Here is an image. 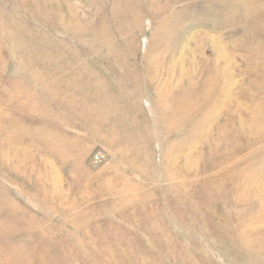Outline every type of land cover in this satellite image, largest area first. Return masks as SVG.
<instances>
[{
    "label": "rangeland",
    "instance_id": "374dc122",
    "mask_svg": "<svg viewBox=\"0 0 264 264\" xmlns=\"http://www.w3.org/2000/svg\"><path fill=\"white\" fill-rule=\"evenodd\" d=\"M0 264H264V0H0Z\"/></svg>",
    "mask_w": 264,
    "mask_h": 264
}]
</instances>
